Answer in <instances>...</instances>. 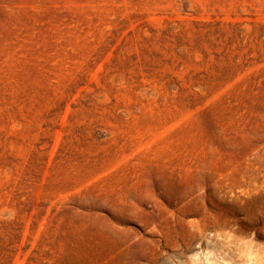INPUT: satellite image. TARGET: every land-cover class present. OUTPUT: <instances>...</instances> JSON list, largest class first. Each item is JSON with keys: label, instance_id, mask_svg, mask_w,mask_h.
I'll return each instance as SVG.
<instances>
[{"label": "rangeland", "instance_id": "1", "mask_svg": "<svg viewBox=\"0 0 264 264\" xmlns=\"http://www.w3.org/2000/svg\"><path fill=\"white\" fill-rule=\"evenodd\" d=\"M0 264H264V0H0Z\"/></svg>", "mask_w": 264, "mask_h": 264}]
</instances>
